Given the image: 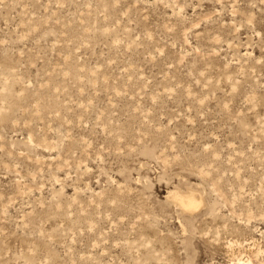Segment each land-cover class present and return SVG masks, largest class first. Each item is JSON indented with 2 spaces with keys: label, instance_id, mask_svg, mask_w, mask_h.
<instances>
[{
  "label": "rangeland",
  "instance_id": "rangeland-1",
  "mask_svg": "<svg viewBox=\"0 0 264 264\" xmlns=\"http://www.w3.org/2000/svg\"><path fill=\"white\" fill-rule=\"evenodd\" d=\"M239 262L264 264V0H0V264Z\"/></svg>",
  "mask_w": 264,
  "mask_h": 264
},
{
  "label": "bare ground",
  "instance_id": "bare-ground-1",
  "mask_svg": "<svg viewBox=\"0 0 264 264\" xmlns=\"http://www.w3.org/2000/svg\"><path fill=\"white\" fill-rule=\"evenodd\" d=\"M178 199L180 200V202L188 209H194L196 207V202L194 199L192 198H182V197H178ZM240 264V262L238 263ZM247 264H251L250 262H247Z\"/></svg>",
  "mask_w": 264,
  "mask_h": 264
}]
</instances>
